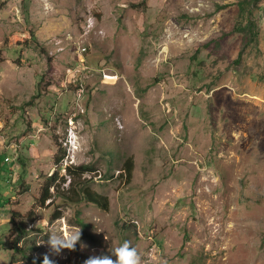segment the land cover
Instances as JSON below:
<instances>
[{"label":"rangeland","instance_id":"374dc122","mask_svg":"<svg viewBox=\"0 0 264 264\" xmlns=\"http://www.w3.org/2000/svg\"><path fill=\"white\" fill-rule=\"evenodd\" d=\"M239 1L0 0V264L116 259L125 240L142 264H264V0L257 43ZM80 184L108 207L77 201ZM32 210L18 252L11 218Z\"/></svg>","mask_w":264,"mask_h":264},{"label":"trees","instance_id":"16d2710c","mask_svg":"<svg viewBox=\"0 0 264 264\" xmlns=\"http://www.w3.org/2000/svg\"><path fill=\"white\" fill-rule=\"evenodd\" d=\"M259 1L260 0H240L238 3V7H239L238 15L239 16H237L238 22L236 25V31L240 32L242 34H245V38L250 39L249 41H247V43L248 42H255V43L258 42L259 31H258V27H257L256 23L253 20L252 14H253L254 7L258 5ZM62 148L63 147L60 146L59 152L55 155V161L57 163L62 162L63 159L65 158L66 154H65V152L62 153V151H61ZM60 151H61V153H60ZM1 160L2 159L0 158V161ZM67 170L69 171V173H75L76 175H81L85 171L92 170V168L88 165L83 164L80 166H68ZM125 170H126V178L128 181H130V179H132L133 171H134V158L133 157H129L125 161ZM59 173H60L59 171L55 172L46 181V183H45V185L41 191L40 197L38 199V202H40L42 205H45V203L49 199L53 198L51 188L53 187L54 184L57 183V181H59L61 179ZM79 192H80L79 193L80 199H78L77 201L86 200L88 202H92V203H94L100 207H103V208H107L109 205V200L105 195L91 189L88 186L80 184ZM58 195L65 198V195H62L61 191L59 189H58ZM70 200L75 201L72 198H70ZM60 215H61L60 211L56 210L52 216V220H54L55 218H59ZM34 220L35 219L33 217V210L26 215L24 222L20 221V223H17L15 220V215L12 216V218H11V229H10L12 249H15L18 252H21V250H23L18 245L21 237L26 233L25 229H23L22 226H25L26 222H28V221L34 222ZM79 225L82 229L81 239L94 238L93 234H91L88 230L89 225L87 223H85L83 220H80ZM0 249H1V247H0ZM10 264H43V261L39 258L29 256V255H27V253L23 252V257L20 259L17 258L16 256H13L11 258Z\"/></svg>","mask_w":264,"mask_h":264},{"label":"clouds","instance_id":"9594fccd","mask_svg":"<svg viewBox=\"0 0 264 264\" xmlns=\"http://www.w3.org/2000/svg\"><path fill=\"white\" fill-rule=\"evenodd\" d=\"M39 224L40 222H38L37 227ZM79 239L80 230L71 233H54L49 235V244L54 252L59 253L63 248L74 249ZM111 252L116 259L107 255L103 257H92L85 264H142L141 255L137 248L132 245L131 241L125 240L119 246L112 248ZM43 264H54V261L45 254Z\"/></svg>","mask_w":264,"mask_h":264},{"label":"built area","instance_id":"2783aa9c","mask_svg":"<svg viewBox=\"0 0 264 264\" xmlns=\"http://www.w3.org/2000/svg\"><path fill=\"white\" fill-rule=\"evenodd\" d=\"M4 130V124L0 121V133H2V131ZM45 130L44 127H38V129H36L37 131V136L40 135L41 132H43ZM13 158L12 157H5V162L7 163H12Z\"/></svg>","mask_w":264,"mask_h":264}]
</instances>
